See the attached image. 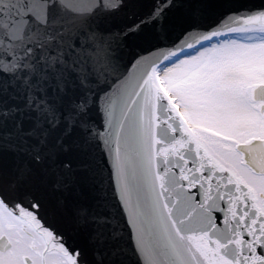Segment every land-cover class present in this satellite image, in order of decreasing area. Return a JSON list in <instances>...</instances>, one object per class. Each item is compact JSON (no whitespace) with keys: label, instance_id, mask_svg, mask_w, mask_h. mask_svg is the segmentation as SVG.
Returning <instances> with one entry per match:
<instances>
[{"label":"snow or ice","instance_id":"snow-or-ice-1","mask_svg":"<svg viewBox=\"0 0 264 264\" xmlns=\"http://www.w3.org/2000/svg\"><path fill=\"white\" fill-rule=\"evenodd\" d=\"M0 264H264V0H0Z\"/></svg>","mask_w":264,"mask_h":264}]
</instances>
